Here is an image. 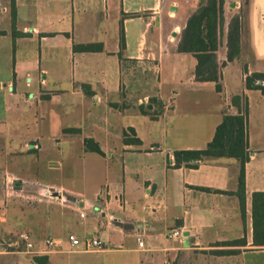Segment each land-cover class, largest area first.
Listing matches in <instances>:
<instances>
[{
    "label": "crops",
    "instance_id": "0c3cea01",
    "mask_svg": "<svg viewBox=\"0 0 264 264\" xmlns=\"http://www.w3.org/2000/svg\"><path fill=\"white\" fill-rule=\"evenodd\" d=\"M199 3L0 0V264H264V95L246 86L264 73V0L220 7V92L179 51ZM135 64L156 74L141 95ZM242 95L244 185L240 160L186 153L211 147ZM70 234L103 247L72 250Z\"/></svg>",
    "mask_w": 264,
    "mask_h": 264
},
{
    "label": "trees",
    "instance_id": "16d2710c",
    "mask_svg": "<svg viewBox=\"0 0 264 264\" xmlns=\"http://www.w3.org/2000/svg\"><path fill=\"white\" fill-rule=\"evenodd\" d=\"M225 0H207L188 19L187 25L182 33L179 44V51L192 53L197 59L196 79L199 82H215L218 92L221 91L219 81L217 51L219 47V11ZM239 31L238 20L233 23L231 32L228 60L232 61L239 52ZM75 51L87 52L101 50V46L81 45L75 46ZM248 89L261 90L264 95V73H253L246 78ZM233 105L237 107L238 115H228L224 122L217 128L215 137L209 149L200 151H188L189 155L212 158H236L242 163L240 184L244 185V164L247 160L248 148V115L249 103L245 95L235 96ZM124 142L131 143L128 135L124 133ZM134 142H140L134 141ZM87 149L102 154L99 146L93 140H87ZM180 160L181 155L179 154Z\"/></svg>",
    "mask_w": 264,
    "mask_h": 264
},
{
    "label": "built area",
    "instance_id": "2783aa9c",
    "mask_svg": "<svg viewBox=\"0 0 264 264\" xmlns=\"http://www.w3.org/2000/svg\"><path fill=\"white\" fill-rule=\"evenodd\" d=\"M170 237L173 239H184L186 236L184 235L182 230L178 229L173 231L170 234ZM20 239L26 243L28 249H31L33 247V244L29 242V235L27 233L21 234ZM68 241L72 250L94 251L100 250L103 247L102 242L95 237H87L85 239H80L76 235L70 234L68 236ZM46 244L50 248H55L57 247L58 242L57 239L48 238L46 240ZM143 245L144 243L139 240V246L143 247Z\"/></svg>",
    "mask_w": 264,
    "mask_h": 264
},
{
    "label": "rangeland",
    "instance_id": "374dc122",
    "mask_svg": "<svg viewBox=\"0 0 264 264\" xmlns=\"http://www.w3.org/2000/svg\"><path fill=\"white\" fill-rule=\"evenodd\" d=\"M207 0H200L199 5L206 3ZM156 74L153 69L150 68L148 64H135L130 73L131 84H133L140 92H137L135 95H141L144 90H151L150 86L155 83ZM147 93V92H144ZM149 99L154 100L153 93H148ZM100 180V179H99ZM19 234H12L13 241H19ZM22 245L25 243L20 242Z\"/></svg>",
    "mask_w": 264,
    "mask_h": 264
}]
</instances>
